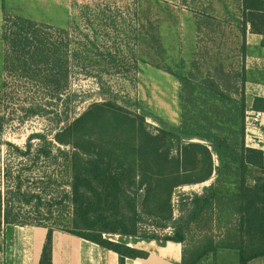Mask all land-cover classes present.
Returning <instances> with one entry per match:
<instances>
[{
	"label": "trees",
	"instance_id": "trees-1",
	"mask_svg": "<svg viewBox=\"0 0 264 264\" xmlns=\"http://www.w3.org/2000/svg\"><path fill=\"white\" fill-rule=\"evenodd\" d=\"M243 7L248 10L251 30L264 34V0H243ZM2 41L9 72L22 79L23 86L30 84L39 95L37 103L25 111L50 120L55 118L51 137L45 132H33L27 136L24 147L15 146V151L21 161H30L32 165L46 161L61 168L67 184V188L51 189L45 198L42 191L50 188L54 177L46 173L38 176V182L45 181V187L28 189L27 178L20 170L13 185L6 186L2 203L0 194V226L34 225L47 229L39 264H51L54 230L69 232L117 253L119 264H124L125 258L146 257L147 253L111 236L134 243H180V264H204L207 257H216L220 250L235 251L237 264L264 257V127L260 128L261 147L245 146L243 67L238 74H226L222 68L216 71L219 79L240 75V141L235 146L225 135L190 130L183 124L153 133L141 116L108 102L95 103L81 114L70 116L71 110L58 109L59 104L73 101L70 85L75 71L71 58L78 53L69 50L67 30L51 31L50 26L17 16L4 26ZM261 46L264 47V39ZM244 57L242 40V61ZM175 75L184 80L181 74ZM201 87L220 91L219 81L210 76L204 78ZM250 108L264 112V98L255 97ZM62 122L66 123L64 127L59 126ZM97 127L95 138L93 132ZM101 138L103 145H99ZM195 138L206 144L192 141ZM214 157L218 165L214 164ZM223 171L237 175L235 192L227 190L220 181ZM213 173L215 181L190 200L181 199L179 215H174V191L180 186L205 183ZM64 201L71 206L69 219L58 217L59 220L45 223L55 211L59 213L55 209ZM221 204L228 206L235 231L228 229L221 240L208 233L192 240L190 228L210 220L213 208ZM15 205L30 206L38 215L36 222L20 220L19 213L13 212ZM63 224L69 227L64 229Z\"/></svg>",
	"mask_w": 264,
	"mask_h": 264
},
{
	"label": "rangeland",
	"instance_id": "rangeland-1",
	"mask_svg": "<svg viewBox=\"0 0 264 264\" xmlns=\"http://www.w3.org/2000/svg\"><path fill=\"white\" fill-rule=\"evenodd\" d=\"M239 1L0 0L1 203L6 186L13 185V178L20 170L27 178L25 184L28 189L45 187V181L40 184L38 176L46 173L54 177L50 188L42 191L45 198L57 186L58 189L67 188L61 168H54L46 161L37 165L21 161L14 148L24 147L27 136L33 132H45L51 137L55 118L50 120L25 111L37 103L39 95L30 84L23 86L22 79L6 67L7 51L2 31L13 17L21 16L38 25L50 26L51 31L58 28L67 30L69 50L78 55L71 58L75 71L70 85L73 101L59 104V110H71L70 116H77L95 103L108 102L141 116L147 129L153 133L183 124L190 130H210L225 135L237 146L241 125L240 75H232L229 80L219 79L216 71L222 68L226 74H238L241 67L242 40L229 34L240 25L237 17ZM175 74H181L184 80ZM207 76L219 81L220 91L201 87ZM244 98L245 126L247 111L251 110L245 88ZM65 125V122L59 124L60 127ZM244 134L246 146V129ZM93 137L98 138V127ZM192 141L206 144L196 138ZM103 144L104 138H101L99 145ZM214 164L218 165L216 157ZM215 179L213 173L205 183L178 187L172 195L174 215H179L181 199L190 200ZM220 181L227 190L235 192L236 174L223 171ZM15 206L13 212L19 213L20 220L36 222L38 215L30 206ZM227 207L217 205L210 220L205 219L200 225L192 226L189 230L191 239L208 233L221 240L228 229L234 232V218ZM57 208L55 210L59 213L55 211L52 219L45 220L41 215L39 218L47 224L59 220L58 217L67 221L71 214L70 204L64 201ZM4 227L1 224L0 264H5ZM68 227L67 224L62 225L64 229ZM110 238L135 245L131 239ZM204 264H237V255L233 250H220L216 257H207Z\"/></svg>",
	"mask_w": 264,
	"mask_h": 264
},
{
	"label": "crops",
	"instance_id": "crops-1",
	"mask_svg": "<svg viewBox=\"0 0 264 264\" xmlns=\"http://www.w3.org/2000/svg\"><path fill=\"white\" fill-rule=\"evenodd\" d=\"M239 27L229 32L230 37L245 40V57L241 67L246 71L245 95L252 105L255 97L264 98V34L251 30L247 21L248 10L239 1ZM228 22V21H227ZM230 27V24H228ZM242 60V58L240 57ZM254 134L261 136L260 128ZM47 229L34 225H12L4 227L5 264H39ZM133 247L145 251L146 257L125 258L124 264H180L182 245L172 241L139 240ZM51 264H119L117 253L69 232L54 230L52 233ZM247 264H264V257Z\"/></svg>",
	"mask_w": 264,
	"mask_h": 264
},
{
	"label": "built area",
	"instance_id": "built-area-1",
	"mask_svg": "<svg viewBox=\"0 0 264 264\" xmlns=\"http://www.w3.org/2000/svg\"><path fill=\"white\" fill-rule=\"evenodd\" d=\"M264 118V112L261 110L247 111L245 117V129H246V146L260 148L262 143V135L257 136L253 130H256L262 124Z\"/></svg>",
	"mask_w": 264,
	"mask_h": 264
}]
</instances>
